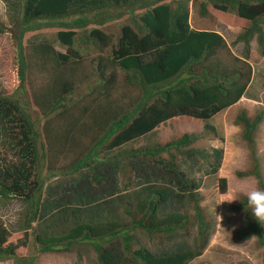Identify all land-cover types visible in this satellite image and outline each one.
I'll return each instance as SVG.
<instances>
[{
  "label": "trees",
  "instance_id": "1",
  "mask_svg": "<svg viewBox=\"0 0 264 264\" xmlns=\"http://www.w3.org/2000/svg\"><path fill=\"white\" fill-rule=\"evenodd\" d=\"M15 2L16 35L0 25V37L11 42L16 80L13 94H0V132L16 156L6 161L0 154V199L15 198L24 207L14 231L0 221V262L36 264L40 255L81 248L92 252L95 264H188L199 257L212 224L200 206L193 169L216 159L218 151L195 147L200 138L193 133L164 144L132 145L176 118L198 122L203 133L216 136L213 118L237 103L250 81L246 58L252 37L264 59V0L198 2L199 17H205L210 7L248 23L235 37L242 44V57L232 55L218 33L189 27V0ZM123 20L116 35L106 32ZM44 31L53 35H40ZM89 48L97 53L96 74L81 91L79 61L81 51ZM117 73L123 85L136 90L132 100L113 97ZM261 87L264 91V79ZM29 106L38 117H31ZM262 121L261 111L252 117L237 111L233 124L249 165L234 175L253 177L264 187L254 146ZM68 158L65 164L62 159ZM99 164L110 165L130 189L114 200L121 215L104 217L91 208L68 207L47 214L41 203L50 178L89 169L91 182L103 185ZM131 175L170 187L133 190ZM217 184L223 191L225 179L219 178ZM182 202L188 203L191 215L179 211ZM231 210L241 217L234 238L240 242L253 238L263 248L259 260L264 264V227L252 216L246 196L238 195ZM136 234L157 242L154 249L142 246ZM26 248L30 253L24 255Z\"/></svg>",
  "mask_w": 264,
  "mask_h": 264
},
{
  "label": "rangeland",
  "instance_id": "2",
  "mask_svg": "<svg viewBox=\"0 0 264 264\" xmlns=\"http://www.w3.org/2000/svg\"><path fill=\"white\" fill-rule=\"evenodd\" d=\"M198 2L205 0H189L188 16L190 17V25L206 29H215L220 32L222 38L227 44L229 51L236 57H242V44L235 42V37L240 34L248 23L239 19L234 13H220L207 9L205 17L198 15ZM16 2L15 0H0V25L7 29L10 34L16 35ZM121 23L109 26L106 29L107 33L112 36L118 33ZM200 23V24H198ZM201 28V27H200ZM264 32V27H263ZM40 35L50 38L53 33L44 31ZM31 38V35L27 36ZM9 44L7 37H0V94L14 93L16 80L12 72V63ZM58 52H63L64 48L56 47ZM80 71L82 78H78L82 84L79 85V90H83L84 84H88L93 80L95 73L96 62L94 58L97 53L88 49L82 50ZM246 63L251 69L250 82L244 92L243 97L226 112L218 114L214 119V127L216 136L210 133H203L198 122L185 121L183 118H176L159 125L153 133L147 135L141 140L134 143L132 146L146 144H164L170 139L177 137L182 133L196 134L200 139L195 145L205 149L206 151L216 150L219 156L216 159L203 164L201 168L193 169V175L199 180L197 193L201 197L200 206L204 214L212 224L210 235L207 239L205 249L201 255L188 264H261L259 254L263 248L256 246L254 239L247 242H240L234 238V232L240 228L241 217L234 214L231 207L234 206L236 200L227 202L235 196L243 195V193L255 181L253 177L237 178L235 172H245L248 169V152L245 146L241 143L238 136V128L233 124L234 118L238 110H244L249 117L253 116L255 111L263 112V121L255 133V152L259 161V172L262 182L264 183V91L262 82L264 79V59L260 56L258 47L252 37L248 43V55ZM111 69L106 70L108 74ZM115 71V70H114ZM32 77L30 76L29 80ZM115 91L113 97L121 99L122 102L127 101L136 95V90L133 87L123 85L120 82L121 74H116ZM33 81L39 82L38 77H34ZM30 85L34 86L32 82ZM122 94L124 97H122ZM19 95L16 94L15 97ZM24 102H27V96L23 93ZM20 104V103H19ZM28 113L31 117L36 118L34 110L29 106ZM0 132V154L6 161H13L16 156L12 155L11 143ZM67 164L68 159H62ZM62 161V164H63ZM97 171L105 179L103 185H96L90 180L91 171L85 169L75 175L65 174L58 175L46 182L48 190L43 195L42 204H45L49 213L53 214L59 208H70V210H85L91 208L94 213H100L104 217H117L120 214L118 207H115L114 200L117 197H125L129 194L130 189L122 183V178H116V172L108 164H99L96 166ZM211 169H214L212 173ZM140 174V173H139ZM141 175V174H140ZM84 176V177H83ZM83 177V178H81ZM219 178L225 179V188L219 191L217 181ZM123 181L125 179L123 178ZM131 187L133 190H141L148 185L164 186L169 188L168 183L152 178L141 179L134 175L130 176ZM125 199L123 202H126ZM99 206L96 208V206ZM24 204L15 198L7 200L0 199V221L9 230H15L20 219ZM179 211L184 215H191L188 208V203H179ZM264 227V225H263ZM20 233V232H18ZM137 241L144 247L154 249L157 242H147L141 234L135 235ZM29 248L22 251V254H29ZM0 264H12L10 260L2 261ZM36 264H95L94 256L87 248L73 250L70 253L59 254H44L38 257Z\"/></svg>",
  "mask_w": 264,
  "mask_h": 264
},
{
  "label": "clouds",
  "instance_id": "3",
  "mask_svg": "<svg viewBox=\"0 0 264 264\" xmlns=\"http://www.w3.org/2000/svg\"><path fill=\"white\" fill-rule=\"evenodd\" d=\"M189 17V16H188ZM244 21V20H243ZM121 23V22H119ZM252 75V73H251ZM251 78V76H250ZM250 82V81H249ZM249 84V83H248ZM244 95V94H243ZM243 97V96H242ZM241 97V98H242ZM240 98V99H241ZM239 99V100H240ZM236 104V103H235ZM234 104V105H235ZM232 105L231 107H233ZM230 107V108H231ZM246 196L248 201V207L251 210L252 216L258 221L261 225H264V187L260 186L259 181H254L250 187H248L243 193ZM235 199V196L230 199L226 200L227 202H232Z\"/></svg>",
  "mask_w": 264,
  "mask_h": 264
},
{
  "label": "crops",
  "instance_id": "4",
  "mask_svg": "<svg viewBox=\"0 0 264 264\" xmlns=\"http://www.w3.org/2000/svg\"><path fill=\"white\" fill-rule=\"evenodd\" d=\"M188 24H189V27L192 28L193 30H197V31H214V32L218 33L219 35H221L220 32H218L217 30H215V29H206V28H203L202 25L200 26L201 28L200 27L191 26L190 25V17H188ZM198 24H200V23H198Z\"/></svg>",
  "mask_w": 264,
  "mask_h": 264
}]
</instances>
